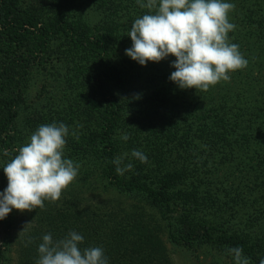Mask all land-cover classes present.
Masks as SVG:
<instances>
[{
	"label": "trees",
	"instance_id": "trees-1",
	"mask_svg": "<svg viewBox=\"0 0 264 264\" xmlns=\"http://www.w3.org/2000/svg\"><path fill=\"white\" fill-rule=\"evenodd\" d=\"M23 1L0 0V173L7 180L3 167L18 154L17 149L24 142V132L17 122L18 107L24 102L31 71L49 64L56 54L54 44L65 37L72 57L88 55L93 60L91 70L83 74L87 84L84 96L105 106L97 140L99 149L95 152L106 165L111 188L94 202L70 186L57 203L46 201L43 209L27 212L30 225L15 237L17 264H36L38 246L45 234L51 233L58 240L70 231L83 236L82 249L103 248L108 264H169L161 233L170 223V191L173 189V194L179 191L180 195L186 189L196 191L194 188L205 185L206 178L202 175L210 176V173L215 176L212 179L217 185L215 191L224 189L225 193L229 192L225 188L228 185L236 187L241 198L238 212L233 214L237 221L232 229L228 228L231 214L223 211L218 215L217 207L214 215L218 216H209L202 222V233H199L201 228L199 234L191 231L182 239L183 244L190 247L194 241H201L216 246L229 257L232 256L228 249L240 247L249 264H260L264 259V77L254 76L253 65L247 71H235L233 89H226L218 108L204 115L193 112L192 108L185 110L184 118L192 124L175 129L169 143L163 139L154 144L157 149L152 155L156 164H138L123 178L113 163L119 152L117 131L124 105L112 91L121 87L122 82L107 60L110 35L106 39L90 35L66 20H45L37 11H23ZM100 2L130 18H136L142 10L136 0ZM225 2L235 5L229 14L230 22L236 25L229 33L230 42L239 45L243 56L255 51L257 70L264 71L263 16L258 15L259 10L247 8L246 0ZM143 10L147 13V9ZM215 88H211L212 92ZM187 92L189 95L185 96L191 107L201 92L195 89ZM175 93L173 88V101L178 100ZM211 100L215 101L213 96L207 101ZM70 115H74L72 110ZM196 140L200 142L194 143ZM163 167L167 169L161 178L165 186L158 180ZM250 197L258 198L254 203L259 211L257 220L251 215L254 204H248ZM214 208L212 203L207 209L211 213ZM219 219L220 225L216 222ZM2 253L0 249V262L9 264Z\"/></svg>",
	"mask_w": 264,
	"mask_h": 264
},
{
	"label": "rangeland",
	"instance_id": "rangeland-1",
	"mask_svg": "<svg viewBox=\"0 0 264 264\" xmlns=\"http://www.w3.org/2000/svg\"><path fill=\"white\" fill-rule=\"evenodd\" d=\"M100 1L24 0L21 8L23 11H37L48 21L66 20L90 35L95 34L106 39L107 35H110V39H107V60L122 82L121 87L112 88V91L116 92L124 105V113L117 131L119 151L117 157L128 153L125 163H132L134 170L138 164L143 163L131 157L132 150H139L147 156L148 162L144 164H156L152 155L153 150L157 149L154 144H158V140L163 139L169 143L173 139L175 129L192 124L189 120L187 123L184 118V111L189 110L188 108H192L193 112L201 115L218 108L221 104L220 97L225 94L226 89L228 90L229 87L233 89L235 72L231 74L230 81L218 83L216 88L212 87L215 88L214 92L211 88L207 92H201L192 101L193 106L189 107V99L185 96L189 95L187 94L189 89L182 90L169 79L173 72L171 67L173 56L159 63L149 62L147 66H142L125 53V50L132 46L131 38L127 36L132 23L146 12L142 9L137 12L136 18H130L124 16L119 9L108 7ZM246 1V7L255 12L259 10L258 15L263 16L264 19V0ZM69 46L65 37L59 38L54 44L56 54L52 56V61L45 67L37 66L32 69L24 102L18 107L17 122L18 127L24 132L23 145L42 124L64 123L69 127L65 157L80 165L79 174L70 186L83 197L96 202L107 194L105 191L111 188L106 175V165L100 154L95 152L99 149L97 140L101 132L100 127L103 125L101 112L105 106L101 107L95 100L85 97L84 88L87 84L83 74L93 67L92 58L88 55L72 57ZM244 57L248 65L241 71H247L253 65L254 76L264 77V71L257 70L256 52L246 53ZM248 82L251 83V81ZM173 88L176 89L175 95L177 94L178 97L175 101H173ZM136 95L140 98L135 99ZM212 96L215 101H207ZM71 110L74 115H70ZM83 111L84 113L81 114ZM157 124L160 127H157ZM154 132L155 136L159 135L162 138L156 139ZM124 133L130 136L127 142L120 139ZM192 148L190 146L189 150ZM163 151L165 152L164 148ZM165 170L167 169L163 167L158 176L162 185H164V179L161 178L165 177ZM128 172L123 175V178L128 177ZM224 174L225 171L220 175ZM204 177L205 185H200L198 189L194 188L196 191L186 189L181 195L179 191L174 194L173 189L170 191V223L161 233L169 264H234L233 257H229L216 246L194 241L188 247L187 243L182 242V239L190 235L191 231L196 230L195 232L198 233L201 228L199 233H202V222L207 221L209 216L212 218L217 207L220 208L218 215L223 211L231 214L228 216L230 217L228 228L232 229L234 222L237 221V216L233 214L238 212L241 198L235 190L236 187L232 185L225 187L229 190L225 192L226 194L223 193L224 189L215 191L217 185L212 183L215 176L210 173V176L202 175V178ZM243 179L240 177V180L243 181ZM7 184V180L0 173V192ZM249 199L248 204H254L258 198L254 200V197H250ZM212 203L215 208L209 213L207 208ZM251 215L254 220H257L259 216L255 204ZM216 222L220 225L221 219ZM27 224L30 225L27 211L21 213L15 209L6 219L0 221V249L9 264H17L15 237L20 236L19 233ZM210 224H212L211 221Z\"/></svg>",
	"mask_w": 264,
	"mask_h": 264
},
{
	"label": "clouds",
	"instance_id": "clouds-1",
	"mask_svg": "<svg viewBox=\"0 0 264 264\" xmlns=\"http://www.w3.org/2000/svg\"><path fill=\"white\" fill-rule=\"evenodd\" d=\"M147 13L134 20L128 35L132 46L125 53L142 66L159 63L170 56L175 69L169 77L180 89L207 92L218 83L228 82L231 74L247 67L239 45L230 42L236 25L229 14L235 9L225 0H136ZM139 95L135 99H139ZM125 100H127L125 98ZM75 135V133H72ZM69 127L64 123L40 125L29 141L17 149L3 171L7 187L0 192V221L13 209L23 213L43 209L45 202L57 203L79 174L78 163L65 157ZM120 139L127 142L129 134ZM8 153L5 151L4 153ZM124 153L113 160L117 174L133 170ZM131 157L147 163V156L132 150ZM28 224L19 233L24 232ZM84 238L76 231L58 240L45 234L38 246L36 264H108L103 248H81ZM234 264H249L243 249H228ZM260 264H264V259Z\"/></svg>",
	"mask_w": 264,
	"mask_h": 264
}]
</instances>
